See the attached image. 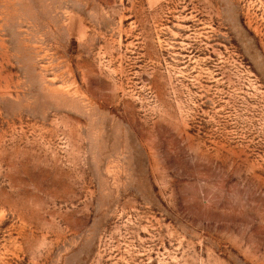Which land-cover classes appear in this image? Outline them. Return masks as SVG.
Instances as JSON below:
<instances>
[{
  "label": "rangeland",
  "instance_id": "rangeland-1",
  "mask_svg": "<svg viewBox=\"0 0 264 264\" xmlns=\"http://www.w3.org/2000/svg\"><path fill=\"white\" fill-rule=\"evenodd\" d=\"M0 264H264V0H0Z\"/></svg>",
  "mask_w": 264,
  "mask_h": 264
}]
</instances>
